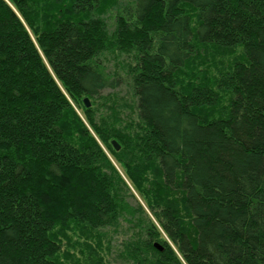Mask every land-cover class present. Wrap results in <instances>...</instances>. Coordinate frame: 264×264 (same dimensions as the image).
<instances>
[{
  "label": "trees",
  "instance_id": "1",
  "mask_svg": "<svg viewBox=\"0 0 264 264\" xmlns=\"http://www.w3.org/2000/svg\"><path fill=\"white\" fill-rule=\"evenodd\" d=\"M121 221L131 264H264V0H0V264Z\"/></svg>",
  "mask_w": 264,
  "mask_h": 264
},
{
  "label": "rangeland",
  "instance_id": "2",
  "mask_svg": "<svg viewBox=\"0 0 264 264\" xmlns=\"http://www.w3.org/2000/svg\"><path fill=\"white\" fill-rule=\"evenodd\" d=\"M109 67L111 70L113 69L112 64H110ZM118 72L120 74L124 75L122 67H118ZM118 92L119 93L124 92L123 88H121ZM102 147L104 149L103 145H102ZM115 166L117 167L116 164H115ZM120 174H122L121 171H120ZM121 223L122 224L118 227V229L113 230L110 228L109 231L107 232V235L103 239V250L104 251H102V254L104 255L105 260H107L110 264H131V261L128 260L126 257L120 255L119 252H121V250H122V246H123L122 242L124 240H127L129 237L128 234L134 230L132 228H130L131 227L130 224L125 223L124 221H121ZM72 236H73V240H72V246L71 247L66 246V243H64V242L62 243V245L60 247L61 248L60 259H62L64 261V264H84L85 263V261H84L85 260V253H87V252H85V250H84V254H83L80 252L79 247L78 248L73 247V245H74L73 241H76V237L74 235H72ZM91 242L94 243L93 240H91ZM108 242H109V246H110L109 250L106 249V245H108ZM92 243H91V245L93 246ZM155 243H157V242H155ZM65 250H67V252H66L67 254L64 253Z\"/></svg>",
  "mask_w": 264,
  "mask_h": 264
},
{
  "label": "water",
  "instance_id": "3",
  "mask_svg": "<svg viewBox=\"0 0 264 264\" xmlns=\"http://www.w3.org/2000/svg\"><path fill=\"white\" fill-rule=\"evenodd\" d=\"M83 101H84V103H85V106L88 107V106L90 105V102H89V100H88L87 98H84ZM111 144L115 147V149H119V145L116 144L114 140L111 141ZM154 246H155L157 249H159V250L162 249V248H161L159 245H157L156 243L154 244Z\"/></svg>",
  "mask_w": 264,
  "mask_h": 264
},
{
  "label": "bare ground",
  "instance_id": "4",
  "mask_svg": "<svg viewBox=\"0 0 264 264\" xmlns=\"http://www.w3.org/2000/svg\"><path fill=\"white\" fill-rule=\"evenodd\" d=\"M85 98H87L88 100H89V98L88 97H85ZM84 99V98H83ZM84 102V101H83ZM85 104V103H84ZM112 141V140H111ZM115 141V140H114ZM115 143L116 144H118L116 141H115ZM119 145V144H118ZM155 244V243H154ZM157 244V243H156ZM158 245V244H157ZM161 247V246H160ZM162 248V247H161Z\"/></svg>",
  "mask_w": 264,
  "mask_h": 264
}]
</instances>
